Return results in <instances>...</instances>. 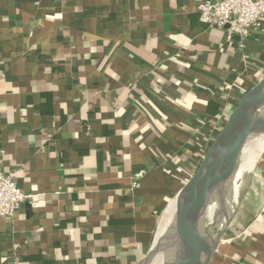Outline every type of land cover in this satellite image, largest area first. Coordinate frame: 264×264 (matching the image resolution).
<instances>
[{
	"label": "crops",
	"instance_id": "0c3cea01",
	"mask_svg": "<svg viewBox=\"0 0 264 264\" xmlns=\"http://www.w3.org/2000/svg\"><path fill=\"white\" fill-rule=\"evenodd\" d=\"M203 1L0 0V168L34 197L0 218V264L145 254L148 217L264 76V20L240 49L201 25ZM184 151L192 172L169 193ZM226 232L212 264H264V185Z\"/></svg>",
	"mask_w": 264,
	"mask_h": 264
},
{
	"label": "water",
	"instance_id": "95a60500",
	"mask_svg": "<svg viewBox=\"0 0 264 264\" xmlns=\"http://www.w3.org/2000/svg\"><path fill=\"white\" fill-rule=\"evenodd\" d=\"M262 105L264 76L239 99L193 176L178 192L181 198L176 212L175 264H212L213 256L223 242L226 228L217 235L205 253L201 217L204 206L214 194L208 190L215 184H220L218 190L228 185L238 165L241 154L239 147L253 136L264 134V125L247 130L249 114Z\"/></svg>",
	"mask_w": 264,
	"mask_h": 264
},
{
	"label": "bare ground",
	"instance_id": "6f19581e",
	"mask_svg": "<svg viewBox=\"0 0 264 264\" xmlns=\"http://www.w3.org/2000/svg\"><path fill=\"white\" fill-rule=\"evenodd\" d=\"M260 125H264V105L256 107L251 111L247 122V130L251 131ZM263 145L264 134L253 136L239 147V151L244 154V168L248 167L251 161H256ZM237 171L236 168L233 180L222 190H218L219 184L211 186L208 190L209 193L213 192L214 194L204 206L201 217V233L205 253L210 249L217 235L225 229V226L229 223L238 208L239 192H241L242 185ZM180 198L181 195H177L174 198L169 212L166 232L161 237L159 236L160 238L156 241V246L150 257L146 258L145 264H175L174 253L177 242L176 212Z\"/></svg>",
	"mask_w": 264,
	"mask_h": 264
},
{
	"label": "built area",
	"instance_id": "2783aa9c",
	"mask_svg": "<svg viewBox=\"0 0 264 264\" xmlns=\"http://www.w3.org/2000/svg\"><path fill=\"white\" fill-rule=\"evenodd\" d=\"M198 11L201 25L225 30L227 40L244 49L252 34L262 28L264 0H207L198 5ZM33 198L19 188L14 173L0 168V218H13Z\"/></svg>",
	"mask_w": 264,
	"mask_h": 264
},
{
	"label": "rangeland",
	"instance_id": "374dc122",
	"mask_svg": "<svg viewBox=\"0 0 264 264\" xmlns=\"http://www.w3.org/2000/svg\"><path fill=\"white\" fill-rule=\"evenodd\" d=\"M263 147H264V145H263ZM243 159H244V154L241 153L239 156V161H238V165H237V170H238L237 172H238L239 180H240L241 185H242L241 192H239L238 208L242 204H244L248 192H250L251 190H260L264 185V149L260 151V154L257 157L256 161L255 162L251 161L250 165H248V167H246V168L243 167ZM186 179L187 178H184V180L182 181V183H181L182 187L181 188H183L184 185L186 184ZM177 194L178 193H175L172 195L170 194L171 196H169L168 200L166 201V203L164 205L159 207V209L157 210V213L152 217H148V219H149V221H148V224H149L148 237L149 238L148 239L150 241H149L148 247H146L144 259L141 261L140 264L146 263L147 253L150 249L151 244L154 241L155 234H156L158 228L160 227L162 220L165 217L167 208L169 207L172 200L177 196ZM238 208H237L235 214L233 215V217L231 218L229 224L227 225L224 235H226L227 228L231 224L232 219L235 217V215L238 211ZM170 209H171V207H170ZM168 218H169V213H168Z\"/></svg>",
	"mask_w": 264,
	"mask_h": 264
},
{
	"label": "trees",
	"instance_id": "16d2710c",
	"mask_svg": "<svg viewBox=\"0 0 264 264\" xmlns=\"http://www.w3.org/2000/svg\"><path fill=\"white\" fill-rule=\"evenodd\" d=\"M239 86L235 85L234 83H226L225 84V90L223 88L222 91H229L230 93L236 92L238 90ZM177 157L171 158V162L169 163V166L167 168H164L162 171L165 178H169L168 184H166L167 187H169V193L170 188L172 187V184H174L177 180L175 178V175H187L188 173L192 172V168L188 163L186 162V153L185 151L182 153H179V155H176ZM144 259V255H139L137 252L134 255L133 262L130 257H127V262L132 264H140L141 261Z\"/></svg>",
	"mask_w": 264,
	"mask_h": 264
}]
</instances>
